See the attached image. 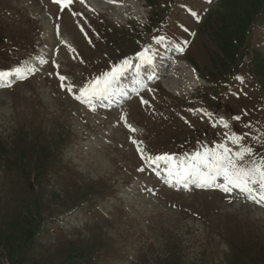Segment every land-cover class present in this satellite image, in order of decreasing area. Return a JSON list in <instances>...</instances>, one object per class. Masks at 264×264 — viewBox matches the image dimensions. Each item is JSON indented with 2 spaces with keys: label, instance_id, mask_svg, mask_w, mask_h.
Listing matches in <instances>:
<instances>
[{
  "label": "rangeland",
  "instance_id": "374dc122",
  "mask_svg": "<svg viewBox=\"0 0 264 264\" xmlns=\"http://www.w3.org/2000/svg\"><path fill=\"white\" fill-rule=\"evenodd\" d=\"M254 1L0 0V72L32 69L0 85V264H264V203L169 171L224 148L264 161V0L252 23L243 12ZM232 11L246 31L233 62L218 36ZM125 60L107 91L81 95Z\"/></svg>",
  "mask_w": 264,
  "mask_h": 264
},
{
  "label": "snow or ice",
  "instance_id": "6c2138e0",
  "mask_svg": "<svg viewBox=\"0 0 264 264\" xmlns=\"http://www.w3.org/2000/svg\"><path fill=\"white\" fill-rule=\"evenodd\" d=\"M55 3L60 4L62 0H54ZM73 0H66L64 7L72 4ZM83 3V0H81ZM142 58L145 57V53L139 54ZM144 62L150 63V59H144ZM129 65V61L125 60L123 66H117L112 69L111 72L103 73L101 76L96 77L93 81L89 82V85L81 88L80 92L82 96L95 95L107 91L111 86V83L123 72V68ZM26 72H31V68L21 70L17 68L14 72H0V78H6L15 74L16 76L23 78ZM66 79L61 76L60 80ZM71 91V88H68ZM147 103V101H142ZM130 127V126H129ZM225 127L227 125L225 124ZM134 131V129H131ZM237 138L233 139V143H237ZM133 143H137L133 141ZM140 151V149H137ZM250 151V150H245ZM228 149L224 148L222 154L206 151L201 154L197 152L188 161H179L170 168V174L179 177L180 179H187L189 176L195 174L199 177L200 186H212L216 177H222L223 183L216 184L223 192H230L235 189H239L242 193L248 195V197L257 203H264V161H260L258 164H253L252 167H245L240 163V160L244 158V152H238L237 156L239 160H234L227 155ZM173 160V157L169 155L158 156L152 163L163 161L165 164H169ZM201 166L208 169L207 172L201 171ZM143 170V169H141Z\"/></svg>",
  "mask_w": 264,
  "mask_h": 264
},
{
  "label": "trees",
  "instance_id": "16d2710c",
  "mask_svg": "<svg viewBox=\"0 0 264 264\" xmlns=\"http://www.w3.org/2000/svg\"><path fill=\"white\" fill-rule=\"evenodd\" d=\"M263 0H255L253 3H251V6L252 7H250V8H248V10H246V9H244L243 10V12H245L244 14H247L248 15V17H246V19H247V21H250L251 22V20L254 18V16L256 15V13L260 10V8H261V5H262V2ZM240 3H242L241 1H240ZM246 3V2H245ZM242 5V7L244 6L245 7V4H241ZM241 7V8H242ZM241 11H242V9H241ZM234 11H232V12H229L228 13V15L226 16V22L225 23H227L229 26H226V27H223V29H222V31L221 32H223L222 34H220V35H218L219 37H220V41L222 42V44H224V47L222 48V56L223 57H226V58H228L229 57V59L232 61L233 59H234V57H233V54H234V51H230L231 50V40H232V38L233 37H235L234 36V34L235 33H239V32H241L240 33V39H242L243 38V35H244V32H243V28H241V25L240 26H238V27H230V25H231V23H233V25L235 24V23H240L239 21H237L238 19H243V17L244 16H241V14H238L237 15V13H233ZM236 12V11H235ZM242 12V13H243ZM232 14H235L234 16L232 15ZM254 14V15H253ZM231 16H233V17H231ZM235 17V18H234ZM245 18V17H244ZM246 23V22H245ZM238 28V29H237ZM225 30V31H224ZM227 31V32H226ZM221 44V45H222ZM220 45V46H221ZM237 47H235V49H236ZM234 49V50H235ZM230 51V52H229ZM222 58V57H221ZM223 63V62H222ZM221 63V64H222ZM222 66V65H221Z\"/></svg>",
  "mask_w": 264,
  "mask_h": 264
},
{
  "label": "bare ground",
  "instance_id": "6f19581e",
  "mask_svg": "<svg viewBox=\"0 0 264 264\" xmlns=\"http://www.w3.org/2000/svg\"><path fill=\"white\" fill-rule=\"evenodd\" d=\"M86 1L87 2H90L91 1V3L93 2V1H97V0H83V2L84 3H86ZM100 1V4H99V7H101V3L102 2H109V1H111V0H99ZM61 42H63V41H61ZM63 43H65V42H63ZM65 44H67V43H65ZM64 44V45H65ZM67 46H69L68 44H67ZM154 57H155V55H154V52H151L150 54L149 53H147V56H146V59H150L151 61L154 59ZM34 61V60H33ZM194 72H196L195 70H194ZM35 73V72H34ZM34 73L32 74V75H34ZM61 77V76H60ZM193 77H194V75H193ZM5 79L6 78H0V85H3L4 83H5ZM200 81V80H199ZM201 81H202V79H201ZM65 87H70V85H68V84H61V88H62V91L64 92H66V89H65ZM191 158V154H189V155H185V156H183L181 159H180V161H188L189 159ZM220 180H221V178H220ZM220 189V188H219ZM214 191V190H213ZM215 191H216V189H215ZM220 191V190H219ZM217 192V191H216ZM218 194H219V192H217ZM227 194L229 195L230 194V192H227ZM245 193H243V195H244ZM227 195V196H228ZM232 195H234V196H232L233 198H234V201L236 200H238V204H243V205H245V208L246 207H248V206H251V208H252V206L253 205H246L245 204V200H243V195L241 194V195H237V194H232ZM245 197H248V196H245ZM226 201V200H225ZM233 201V200H232ZM230 202V201H229ZM227 204V203H226ZM231 204V203H230ZM226 206V205H225ZM228 206V205H227ZM261 207H263L262 205H260ZM253 207H256V206H253ZM234 208V207H233ZM253 209V208H252ZM256 209L257 210H259V212L261 213H263L264 214V211H262V209L260 210V208H257L256 207ZM239 210V209H238ZM255 211V210H254ZM246 212V211H245ZM252 212V211H251ZM236 213V212H235ZM250 213V212H249ZM263 221V220H262ZM263 224V223H262Z\"/></svg>",
  "mask_w": 264,
  "mask_h": 264
}]
</instances>
